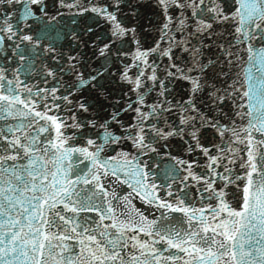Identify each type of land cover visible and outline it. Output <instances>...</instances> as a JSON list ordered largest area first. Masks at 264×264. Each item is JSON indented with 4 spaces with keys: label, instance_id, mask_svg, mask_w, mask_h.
Returning <instances> with one entry per match:
<instances>
[{
    "label": "snow or ice",
    "instance_id": "6c2138e0",
    "mask_svg": "<svg viewBox=\"0 0 264 264\" xmlns=\"http://www.w3.org/2000/svg\"><path fill=\"white\" fill-rule=\"evenodd\" d=\"M0 264H264V0H0Z\"/></svg>",
    "mask_w": 264,
    "mask_h": 264
}]
</instances>
